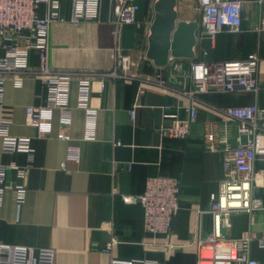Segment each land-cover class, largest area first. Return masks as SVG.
Instances as JSON below:
<instances>
[{"label": "crops", "instance_id": "0c3cea01", "mask_svg": "<svg viewBox=\"0 0 264 264\" xmlns=\"http://www.w3.org/2000/svg\"><path fill=\"white\" fill-rule=\"evenodd\" d=\"M242 24L235 33L223 32L214 43L198 37L195 51H207L212 62L243 61L259 57L258 93L203 94L198 117L190 137L175 139L160 133L164 106L187 104V98L157 85L147 84L162 67L147 58L151 25L157 0H135L137 21L122 26L116 36L109 23L87 22L78 27L57 24L50 32V66L54 72L72 74L69 94L72 116L66 132L70 140L59 139L61 117L58 109H46L41 127L26 122L28 107H45L47 88L36 73L40 61L30 58L31 71L8 78L0 119L14 137L31 139L33 153L7 154L0 165L9 169L0 208V242L13 246L56 251L55 264H111L119 259H155L166 264H196L197 235L213 230L211 195L224 178L223 157L205 148L207 129L237 144V123L215 109L257 104L264 108V32L256 27L264 19V0H239ZM69 17L71 4L62 1ZM178 21H200L196 0H177ZM45 7L40 8V15ZM108 14L105 6L103 18ZM127 55L136 80L104 77L115 67L118 55ZM200 58H203L202 56ZM93 77L89 110L79 107L78 79ZM22 79L16 86L15 79ZM144 84V93L139 88ZM103 87V88H102ZM135 111L132 118L131 111ZM171 113L173 112L170 111ZM181 116L187 112L182 109ZM65 163V168L62 167ZM18 169H25L23 174ZM255 170L261 177L256 190L264 204V159ZM166 175L180 182V209L169 235L154 237L144 229V210L138 197L145 192L149 177ZM251 222V223H250ZM264 229V209L251 218L234 215L224 233L237 238L248 227ZM112 237L118 244L111 254L99 248ZM156 241L157 245H146ZM180 245L173 249L162 244ZM251 257L264 264V248L252 244Z\"/></svg>", "mask_w": 264, "mask_h": 264}, {"label": "built area", "instance_id": "2783aa9c", "mask_svg": "<svg viewBox=\"0 0 264 264\" xmlns=\"http://www.w3.org/2000/svg\"><path fill=\"white\" fill-rule=\"evenodd\" d=\"M63 0H0V112L4 106L5 85L9 77L30 72L32 53L39 57L40 65L35 74L47 88L45 107H28L26 122L41 127L46 109H58L62 131L59 139L70 140L66 132L72 109L69 106L71 85L76 77L72 74L54 72L50 66V32L57 24L72 27L87 22L109 23L115 27L116 36L124 25H133L137 21L139 5L135 0H67L71 4L69 17L62 12ZM201 15L198 21L196 40L208 39L212 43L219 34L235 33L242 24V3L239 0H196ZM108 14L103 18L105 6ZM45 14L40 15V8ZM264 32V19L256 27ZM192 59L169 57L168 75L158 74L147 78L145 83L157 85L187 98V104L164 106V123L160 133L164 137L187 139L191 127L198 117V108L202 104L199 97L203 94L218 93H258L259 57L257 55L243 61L212 62L205 59L208 52L200 54L194 50ZM114 80H136L132 72V62L127 55H118L115 67L103 75ZM93 77L78 79V103L82 109L89 110L90 89ZM16 86L22 79L14 81ZM145 85L139 88L144 93ZM103 88V87H102ZM184 109L186 116H181ZM173 112L171 113L170 111ZM227 120L237 123V144L233 146L226 135L219 137L211 128L205 135V148L212 153H221L223 157L224 178L217 193L211 195L210 208L213 230L207 235H197L194 244L197 249L196 264H259L251 257L252 244L257 242L264 248V229L254 232L249 226L241 236L231 238L223 229L231 227L234 215L245 214L251 218L264 209L263 200L256 195L261 177L255 170L257 160L264 159V108L257 104L231 106L215 109ZM132 118L135 111H131ZM0 137L2 151L7 154L24 152L32 155L31 139L11 136L8 124L0 119ZM62 167L65 168V163ZM15 165H0V208L9 169ZM23 174L25 169H18ZM181 186L177 178L157 175L149 177L145 192L138 197L144 210V229L147 233L167 236L171 233L173 222L180 209ZM251 223V222H250ZM157 242L146 245H157ZM118 240L112 237L99 250L111 254ZM163 248L173 249L180 245L162 244ZM56 251L53 249H35L26 246H13L0 242V264H55ZM111 264H166L155 259H119L113 257Z\"/></svg>", "mask_w": 264, "mask_h": 264}, {"label": "water", "instance_id": "95a60500", "mask_svg": "<svg viewBox=\"0 0 264 264\" xmlns=\"http://www.w3.org/2000/svg\"><path fill=\"white\" fill-rule=\"evenodd\" d=\"M176 4L177 0H157L155 3L147 58L157 67H165L170 56L192 59L195 54L198 21H178Z\"/></svg>", "mask_w": 264, "mask_h": 264}, {"label": "rangeland", "instance_id": "374dc122", "mask_svg": "<svg viewBox=\"0 0 264 264\" xmlns=\"http://www.w3.org/2000/svg\"><path fill=\"white\" fill-rule=\"evenodd\" d=\"M159 74H166V75H168V68L167 67L166 68H163L162 67L161 72Z\"/></svg>", "mask_w": 264, "mask_h": 264}]
</instances>
